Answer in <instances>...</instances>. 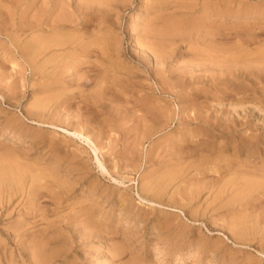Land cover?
Here are the masks:
<instances>
[{"label":"rangeland","instance_id":"obj_1","mask_svg":"<svg viewBox=\"0 0 264 264\" xmlns=\"http://www.w3.org/2000/svg\"><path fill=\"white\" fill-rule=\"evenodd\" d=\"M170 1L0 0V264H264V0ZM37 24L82 37L40 54Z\"/></svg>","mask_w":264,"mask_h":264},{"label":"bare ground","instance_id":"obj_2","mask_svg":"<svg viewBox=\"0 0 264 264\" xmlns=\"http://www.w3.org/2000/svg\"><path fill=\"white\" fill-rule=\"evenodd\" d=\"M3 1H4V0H3ZM17 1H18V0H17ZM45 1H46V0H44V2H43L44 4H45ZM79 1H80V0H79ZM81 1H82V0H81ZM158 1H160V0H158ZM161 1H162V0H161ZM167 1H168V0H165L166 3H167ZM169 1H170V0H169ZM171 1H172V0H171ZM171 1H170V2H171ZM175 1H177V0H175ZM182 1L186 2L187 0H186V1H185V0H182ZM182 1H181V2H182ZM198 1H199V0H198ZM207 1H208V0H207ZM9 2H10V1H9ZM11 2H12V1H11ZM58 2H59V1H58ZM61 2H62V1H61ZM61 2H60V4H61ZM84 2H85V1H84ZM172 2H173V1H172ZM178 2H179V1H178ZM194 2H197V0H194ZM200 2H201V1H200ZM6 3H8V2H6ZM14 3H16V1H15ZM17 3L19 4V3H21V1H20V2H17ZM22 3H23V2H22ZM47 3H48V2H47ZM47 3H46V6H48ZM49 3H50V1H49ZM63 3H64V2H63ZM161 3H162V2H161ZM166 3H165V4H166ZM168 3H169V2H168ZM187 3H188V2H187ZM211 3H212V2H211ZM211 3H210V4H211ZM216 3H217V2H216ZM11 4H12V3H11ZM44 4H43L42 6H44ZM54 4H55V2H54ZM182 4H183V2H182ZM182 4H181V5H182ZM189 4H191V3H189ZM201 4H202L201 7H202L203 9H205V15H204V16H205V20H206V22H208V21H210V20H214V18H218L217 20H219L220 22L224 20V24H227V21L229 20L228 17H229V14H231V11L228 10V7L225 5V3H223V4H219L218 6L211 7V8H207V7H205V6L208 5L205 1L202 2ZM20 5H21V4H20ZM20 5H18L17 7H19ZM55 5H56V6H53V9H55L54 7H57V6L59 7V5H57V4H55ZM158 5H159V4H158ZM169 5H170V4H169ZM196 5H198V4H196ZM199 5H200V4H199ZM9 6H10V5H9ZM64 6H65V5H64ZM209 6H210V5H209ZM7 7H8V6H7ZM17 7H16V9H17ZM29 7H30V5L28 6V8H29ZM39 7H40V6H39ZM44 7H45V6H44ZM51 7H52V6H51ZM51 7H50V8H51ZM165 7H166V6H165ZM191 7L194 8L195 6H191ZM198 7H199V6H198ZM9 8H10V7H9ZM19 8H20V7H19ZM30 8H31V7H30ZM45 8H46V7H45ZM177 8H178V7H177ZM180 8H181V7H180ZM189 8H190V7H189ZM3 9H4V8H3ZM34 9H35V8H34ZM51 9H52V8H51ZM175 9H176V8H175ZM203 9H201V10H203ZM1 10H2V8H1ZM7 10L9 11V9H7ZM19 10H20V9H19ZM19 10H18V11H19ZM25 10H27V8H25ZM48 10H49V6H48ZM59 10H60V8H59ZM177 10H178V9H177ZM191 10H192V9H191ZM2 11H3V10H2ZM18 11H17V12H18ZM21 11H22V13H23L24 10H21ZM34 11H35V10H34ZM50 11H51V10H50ZM50 11H49V12H50ZM52 11H53V10H52ZM52 11H51V12H52ZM60 11H61V10H60ZM179 11H180V10H179ZM181 11H182V10H181ZM185 11H186V10H184V12H185ZM0 12H1V11H0ZM13 12H14V13H13ZM19 12H20V11H19ZM32 12H33V11H32ZM43 12H45V11H43ZM51 12H50V13H51ZM61 12H63V11H61ZM68 12H69V11H68ZM2 13H3V12H2ZM2 13H0V16H1ZM7 13H10V12H7ZM12 13H13V15H15V11H12ZM12 13H11V14H12ZM27 13H28V11H27ZM27 13H26V14H27ZM36 13H37V9H36ZM36 13H35V14H36ZM45 13H46V12H45ZM45 13H44V16H46ZM52 13H53V12H52ZM52 13H51V14H52ZM55 13H56V12H55ZM58 13H59V12H58ZM24 14H25V13H23V15H24ZM39 14H40V13H39ZM47 14H48V12H47ZM51 14H50V16H51ZM199 14H200V12H199ZM203 14H204V13H203ZM42 15H43V14H42ZM30 16H32V15H30ZM33 16H34V15H33ZM35 16H36V15H35ZM38 16H39V15H38ZM50 16H49V17H50ZM56 16H57V15H56ZM188 16H189V15H188ZM192 16H193V15H191V17H192ZM254 16H255V15H254ZM8 17H9V16H8ZM10 17H11V16H10ZM15 17H16V16H15ZM15 17H13V18H15ZM20 17H21V15H20ZM52 17H53V16H52ZM170 17H171V16H170ZM202 17H203V16H202ZM3 18H5V17H3ZM23 18H24V17H23ZM38 18H39V17H38ZM42 18H43V17H42ZM20 19H21V18H20ZM34 19H36V17H35ZM40 19H41V18H40ZM46 19H47V16H46ZM49 19H50V18H49ZM51 19H52V18H51ZM58 19L60 20V18H58ZM67 19H68V18H67ZM72 19H73V18H72ZM176 19H177V18H176ZM199 19H200V18H199ZM203 19H204V18H203ZM2 20H3V19H2ZM10 20H12V19H10ZM15 20H16V19H15ZM24 20H25V18H24ZM36 20H37V19H36ZM74 20H75V19H74ZM173 20H174V19H173ZM207 20H208V21H207ZM19 21H20V20H19ZM25 21H26V20H25ZM46 21H47V20H46ZM71 21H72V20H71ZM76 21H77V20H76ZM78 21H80V20H78ZM78 21H77V22H78ZM83 21H84V20H83ZM175 21H177V20H175ZM175 21H174V23H170V25L168 24V26H167V25H166V26H162V27H164V28L155 31V33H156V34H167V33H170V32L178 31L179 29L177 30V25H176ZM246 21H247V20H246ZM0 22H1V20H0ZM9 22H10V21H9ZM13 22H14V21H13ZM47 22H48V21H47ZM61 22H63V21H61ZM61 22H60V23H61ZM81 22H82V21H81ZM167 22H168V21H167ZM204 22H205V21H204ZM249 22H250V21H249ZM18 23H19V22H18ZM21 23L24 24L23 22H21ZM39 23H40V22H39ZM45 23H46V22H45ZM45 23H44V24H45ZM49 23H50V22H49ZM64 23H65V19H64ZM82 23H83V22H82ZM82 23H81V24H82ZM153 23H154V22H153ZM200 23H201V22H200ZM202 23H203V21H202ZM258 23H260V22H258ZM0 24H1V23H0ZM12 24H13V23H12ZM12 24H11V25H12ZM15 24H16V23H15ZM22 24H21V25H22ZM50 24H53V23H50ZM55 24H57V21H55ZM62 24H63V23H62ZM70 24H73V23L71 22ZM78 24H79V23H78ZM84 24H85V22H84ZM179 24H180V23H179ZM179 24H178V25H179ZM9 25H10V24H9ZM13 25H14V24H13ZM16 25H17V24H16ZM33 25H34V24H33ZM37 25H39V26H38V28L35 27V28H37L36 30H38V31H36V32H37V35H36V41H35V42L33 41V42H34L35 45H36V46H34V47L36 48L35 50L38 51V52H40V54L43 53V52H45L46 50L48 51V49H50V48L55 49V47H56V49H58V48L61 49L62 46H65V48H66V45L69 44V41H71V40L73 41L74 38H77V39H78V37H79V36L77 35L78 37L75 36L73 39H71L70 37H71L72 35L69 37V34H70L69 32H68L69 34L66 33V32H64V33L60 32L61 28L64 27V26L62 27V25L60 26L61 28H60V27H57V30H58V31H55V30H56V29H55V26L53 27V26L47 25L46 27H47V28H50V29L48 30V29L40 28V24H37ZM74 25H75V23H74ZM149 25H150V24H149ZM153 25H154V24H153ZM184 25H185V23H184ZM190 25H191V24H190ZM195 25H196V24H195ZM205 25H206V24H205ZM1 26H2V25H1ZM35 26H36V25H35ZM41 26H42V25H41ZM86 26H87V25H86ZM181 26H182V25H181ZM197 26H198V25H197ZM199 26H200V25H199ZM259 26H260V25H259ZM261 26H262V25H261ZM3 27H4V26H3ZM15 27H16V26H15ZM21 27H22V26H21ZM44 27H45V26H44ZM184 27H185V26H184ZM192 27H193V26H192ZM192 27H191V28H192ZM209 27H210V26H209ZM263 27H264V26H263ZM9 28L11 29V27H8V29H9ZM12 28H13V26H12ZM19 28H20V27H19ZM19 28H18V29H19ZM22 28H24V27H22ZM32 28H33V27H32ZM58 28H60V29H58ZM67 28H68V27H67ZM78 28H80V27L78 26ZM83 28H84V27H83ZM88 28H89V27H88ZM186 28H187V27H186ZM186 28H185V29H186ZM189 28H190V27L188 26V29H189ZM198 28H200V27H198ZM205 28H206V27H205ZM213 28H214V27H213ZM0 29H1V27H0ZM8 29H7V30H8ZM18 29H17V30H18ZM90 29H91V28H90ZM182 29H183V28H182ZM185 29H183V30H185ZM196 29H197V27H196ZM202 29H203V28H202ZM231 29H232V28H231ZM236 29H237V28H236ZM255 29H256V28H255ZM3 30H4V31H3ZM5 30H6V29H3V28H2V30H1L0 32H2V31H3V32H7V31H5ZM15 30H16V29H15ZM34 30H35V29H34ZM78 30H79V29H78ZM107 30H108V29H107ZM193 30H194V28H193ZM199 30H201V29H199ZM199 30H198V31H199ZM226 30H227V29H226ZM237 30H238V29H237ZM8 31H9V30H8ZM32 31H33V29H32ZM65 31H66V28H65ZM90 31H91V30H90ZM186 31H187V30H186ZM189 31H190V30H189ZM194 31H195V30H194ZM206 31H207V30H206ZM213 31H214V30H213ZM234 31H235V30H234ZM243 31H245V30H243ZM20 32H21V31H20ZM28 32H29V31H28ZM38 32H39V33H38ZM195 32H196V31H195ZM203 32H204V29H203ZM12 33H13V32H12ZM33 33H35V32H33ZM199 33H200V32H199ZM206 33H207V32H206ZM245 33H247V32H245ZM249 33H251V32H249ZM249 33H248V35H249ZM17 34H19V33H17ZM17 34H16V35H17ZM24 34H25V33H24ZM22 35H23V34H22ZM33 35H34V34H33ZM79 35H80V34H79ZM96 35H97V34H96ZM109 35H110V34H109ZM151 35H152V34H151ZM207 35H208V33H207ZM209 35H210V34H209ZM240 35H241V34H240ZM252 35H253V34H252ZM80 36L82 37V35H80ZM88 36H89V35H88ZM98 36H99V34H98ZM100 36H101V35H100ZM102 36H103V35H102ZM199 36H200V35H199ZM199 36H198V37H199ZM204 36H205V34H204ZM241 36H242V35H241ZM244 36H245V35H244ZM254 36H256V35H254ZM254 36L251 37V36L249 35L250 38H248V36H247V37L245 36L246 38H244V39L242 38V40H243L245 43H247V42H251V41H252V43H253V42H256ZM81 37L78 39L79 42H80ZM84 37H85V36H84ZM84 37H83V38H84ZM92 37H94V36H92ZM110 37H111V36H110ZM150 37H151V36H150ZM158 37H159V35H158ZM168 37H170V36H168ZM207 37H208V36H207ZM256 37H257V36H256ZM14 38H15V37H14ZM83 38H82V39H83ZM105 38H107V37H105ZM105 38L103 37V39H105ZM108 38H109V37H108ZM108 38H107V39H108ZM112 38H113V36H112ZM153 38H154V36H153ZM165 38H166V37L164 36V39H165ZM194 38H195V37H194ZM194 38H193V39H194ZM205 38H206V36H205ZM69 39H70V40H69ZM98 39H100V38H98ZM110 39H111V38H110ZM110 39H109V41H110ZM158 39H159V38H158ZM196 39H197V37H196ZM218 39H220V38H218ZM238 39H240V38H238ZM30 40H31V39H30ZM114 40H115V38H114ZM171 40H172V39H171ZM200 40H201V39H200ZM242 40H241V41H242ZM16 41H17V40H16ZM102 41H103V40H102ZM105 41H106V40H105ZM112 41H113V40H112ZM223 41H224V39H223ZM262 41H264V40H262ZM262 41H261V42H262ZM14 42H15V41H14ZM95 42H96V41H95ZM99 42H100V41H99ZM106 42H107V41H106ZM110 42H111V41H110ZM171 42H172V41H171ZM190 42H192V41L190 40ZM12 43H13V42H12ZM19 43H20V42H19ZM70 43H72V42H70ZM75 43H78V42L76 41ZM162 43H164V42H162ZM162 43H161V44H162ZM221 43H222V42H221ZM224 43H225V42H224ZM229 43H230V42H229ZM242 43H243V42H242ZM245 43H244V45H245ZM258 43H259V42H258ZM15 44H17V43H15ZM25 44H26V43H25ZM91 44H92V43H91ZM150 44L152 45L153 43H149V45H150ZM247 44H248V43H247ZM247 44H246V45H247ZM17 45H18V44H17ZM26 45H27V44H26ZM72 45L75 46L76 44H72ZM82 45H83V43H82ZM82 45L80 46V50L78 51V52H79V55H82V54L85 52V50H86L85 48H87V47H84V45H83V46H82ZM109 45H110V44H109ZM157 45H158V43H157ZM157 45L155 46V49H156ZM260 45H262V44H260ZM21 46H22V45H21ZM27 46H28V45H27ZM69 46H70V45H69ZM97 46H98V45H97ZM104 46H106V45H104ZM153 46H154V44H153ZM166 46H168V45H166ZM19 47H20V46H19ZM90 47H91V45H90L88 48H90ZM98 47H99V46H98ZM161 47H162V46H161ZM163 47H164V45H163ZM246 47H247V46H246ZM263 47H264V46H263ZM21 48H22V47H21ZM63 48H64V47H63ZM63 48H62V49H63ZM70 48H72V47H70ZM100 48H102V47H100ZM110 48H112V47H110ZM157 48H158V47H157ZM169 48H170V46H169ZM241 48H242V47H241ZM244 48H245V47H244ZM247 48H248V47H247ZM78 49H79V48H78ZM90 49H91V48H90ZM96 49H97V48H96ZM102 49H103V48H102ZM161 49H162V48H161ZM163 49H164V48H163ZM27 50H28V49H27ZM35 50H34V51H35ZM50 50H51V49H50ZM58 50H59V49H58ZM65 50H66V49H65ZM72 50H74V49H72ZM88 50H89V49H88ZM98 50H99V49H98ZM146 50H147V49H146ZM156 50H157V49H156ZM156 50H155V51H156ZM158 50H159V48H158ZM242 50H243V48H242ZM246 50H247V49H246ZM259 50H260V49H259ZM24 51H25V50H24ZM53 51H54V50H53ZM63 51H64V50H63ZM70 51H71V50H69V53H70ZM101 51H103V50H101ZM150 51H151V50H150ZM153 51H154V47H153ZM163 51H164V50H163ZM168 51H169V49H168ZM237 51L239 52V50H237ZM254 51H255V50H254ZM257 51H258V48H257ZM260 51H261V50H260ZM262 51H263V49H262ZM20 52H21V51H20ZM58 52H59V51H58ZM64 52H66V51H64ZM64 52H63V53H64ZM75 52H77V50H76ZM87 52H88V51H86V53H87ZM93 52H94V51H93ZM114 52H115V50H114ZM144 52H145V51H144ZM151 52H152V51H151ZM249 52H250V51H249ZM33 53H34V52H33ZM86 53L84 54L85 56H86ZM88 53H89V52H88ZM103 53H104V52H103ZM160 53H161V52H160ZM160 53H159V54H160ZM164 53H165V52H164ZM190 53H193V52H190ZM241 53H242V52H241ZM245 53H246V51H245ZM257 53H259V52H257ZM47 54H48V53H47ZM49 54H52V53H49ZM54 54H56V53H54ZM54 54H53V55H54ZM92 54H93V53H92ZM96 54H97V53H96ZM98 54H99V52H98ZM98 54H97V55H98ZM108 54H109V53H108ZM155 54H156V53H155ZM194 54H196V52H195ZM207 54H208V53H207ZM212 54H213V53H212ZM216 54H217V53H216ZM254 54H255V53H254ZM259 54H260V53H259ZM261 54H264V53L261 52ZM38 55H39V53H38ZM64 55H65V54H64ZM72 55H74V54L72 53ZM87 55H88V54H87ZM89 55H91V54H89ZM99 55H100V54H99ZM110 55H111V54H110ZM113 55H114V54L112 53V56H113ZM221 55H223V54H221ZM22 56H23V55H22ZM32 56H34V55H32ZM32 56H31V57H32ZM45 56H46V55H45ZM74 56H75V55H74ZM103 56H104V55H103ZM103 56H102V57H103ZM156 56L159 57L158 54H157ZM156 56L154 55V57H156ZM162 56H163V54H162ZM191 56H192V55H191ZM198 56H199V54H198ZM201 56H202V55H201ZM205 56H206V55H205ZM217 56H218V54H217ZM219 56H220V55H219ZM219 56H218V57H219ZM233 56H234V55H233ZM256 56H257V54H256ZM256 56H255V57H256ZM263 56H264V55H263ZM40 57H41V55H40ZM43 57H44V55H43ZM47 57H49V55H48ZM58 57H59V56H58ZM66 57H67V56H66ZM69 57H70V56H69ZM98 57L100 58V56H98ZM102 57H101V58H102ZM157 57H156V58H157ZM211 57H212V56H211ZM234 57H236V56H234ZM242 57H243V56H242ZM245 57H246V56H245ZM247 57H248V56H247ZM36 58H37V57H36ZM51 58H52V57H51ZM51 58H50V57H49V58H46V61L49 62V61L51 60ZM90 58H91V57H90ZM196 58H197V57H196ZM207 58H208V56H207ZM238 58H239V57H238ZM259 58H260V57H259ZM262 58H263V57H262ZM37 59H38V58H37ZM41 59H42V58H41ZM54 59H55V58H54ZM57 59H58V58H57ZM157 59H158V58H157ZM160 59H161V58H160ZM192 59H193V58H192ZM231 59L233 60V58H231ZM235 59H236V58H235ZM244 59H245V58H244ZM246 59H247V58H246ZM29 60H30V59H29ZM34 60L36 61V59H34ZM34 60H33V61H34ZM55 60H56V59H55ZM55 60H54V61H55ZM64 60H65V59H64ZM79 60H80V59H79ZM92 60H93V59H92ZM200 60H201V59H200ZM204 60H205V59H204ZM240 60H241V59H240ZM240 60H239V61H240ZM242 60H243V59H242ZM253 60H255V59H253ZM33 61H32V63H33ZM51 61H52V60H51ZM51 61H50V62H51ZM155 61H157V60H155ZM189 61L191 62V60H189ZM193 61H194V60H193ZM197 61H198V60H197ZM244 61H245V60H244ZM246 61H247V60H246ZM255 61H256V60H255ZM83 62H84V61H83ZM158 62H159V61H158ZM235 62H236V61H235ZM256 62H257L256 64H259V63H262V62H264V61L261 62V60H260V62H259V61H256ZM258 62H259V63H258ZM12 63H13V62H12ZM38 63H39V60H38ZM38 63H37V64H38ZM46 63H47V62H46ZM111 63H112V62H111ZM114 63H115V62H114ZM188 63H189V62H188ZM252 63H253V61H252ZM35 64H36V63H35ZM49 64H50V63H49ZM59 64H61V63H59ZM59 64H58V65H59ZM72 64H74V63H72ZM96 64H97V63H96ZM116 64H117V63H116ZM183 64H184V63H183ZM262 64H263V63H262ZM15 65H16V64H14V63L12 64V69H15V67H16ZM40 65H42V64L40 63ZM44 65H45V64H44ZM44 65H43V66H44ZM100 65H102V64H100ZM111 65H112V64H111ZM259 65H260V64H259ZM65 66H66V64H65ZM67 66H68V65H67ZM73 66H75V65H73ZM92 66H93V65H92ZM102 66H103V65H102ZM197 66H198V65H197ZM255 66H256V65H255ZM46 67H47V66H46ZM46 67H45V68H46ZM58 67H59V66H58ZM61 67H62V66H61ZM84 67H85V66H84ZM112 67H113V66H112ZM195 67H196V66H195ZM247 67H248V66H247ZM247 67H246V69H247ZM253 67H254V66H253ZM37 68H38V67H37ZM43 68H44V67H43ZM43 68H42V69H43ZM64 68H65V67H64ZM64 68H63V69H64ZM67 68H69V67H67ZM71 68H72V66H71ZM71 68H70V69H71ZM90 68H91V67H90ZM257 68H259V67L257 66ZM70 69H69V71H70ZM77 69H78V68H77ZM91 69H93V68H91ZM111 69H112V68H111ZM244 69H245V67H244ZM31 70H32V69H31ZM35 70H36V69H35ZM50 70L53 71L52 69H50ZM50 70H49V71H50ZM54 70H55V69H54ZM65 70H66V69H65ZM74 70H75V69H74ZM74 70H73V71H74ZM97 70H98V69H97ZM97 70H96V71H97ZM121 70H122V69H121ZM127 70H128V69H127ZM240 70H241V69H240ZM41 71L43 72V70H41ZM59 71H60V70H59ZM67 71H68V70H67ZM69 71H68V72H69ZM89 71H90V70H89ZM128 71H129V70H128ZM241 71H242V70H241ZM245 71H246V70H245ZM247 71H248V70H247ZM37 72L40 73L39 70H38ZM37 72H36V73H37ZM47 72H48V71H47ZM71 72H72V71H71ZM97 72H98V71H97ZM51 73H52V72H51ZM72 73H73V72H72ZM75 73H76V72H75ZM77 73H78V72H77ZM79 74H81V73H79ZM111 74H112V73H111ZM243 74H244V73H242V75H243ZM248 74H249V73H248ZM253 74H256V72H253ZM46 75H47V74H46ZM86 75H87V74H86ZM178 75H179V74H178ZM245 75H246V73H245ZM249 75H250V74H249ZM47 76H48V75H47ZM76 76H77V75H76ZM82 76H83V75H82ZM110 76H111V75H110ZM115 76H116V75H115ZM246 76H247V75H246ZM252 76H253V75H252ZM255 76H256V75H255ZM95 77H96V76H95ZM97 77H98V76H97ZM181 78H182V77H181ZM228 78H229V77H228ZM81 79H82V78H81ZM81 79H80V80H81ZM94 79H95V78H94ZM96 79H97V78H96ZM112 79H113V78H112ZM207 79H208V78H207ZM75 80H76V79H75ZM163 80H164V79H163ZM186 80H187V79H186ZM97 81H98V80H97ZM99 81H100V80H99ZM99 81H98V82H99ZM226 81H227V80H226ZM79 82H80V81H78V83H79ZM86 82H87V81H86ZM104 82H105V81H104ZM104 82H103V84H104ZM126 82H127V81H126ZM158 82H160V81H158ZM249 82H250V81H249ZM74 83H75V81H74ZM78 83H77V84H78ZM96 83H97V82H96ZM145 83H146V82H145ZM85 84H87V83H85ZM97 84H99V83H97ZM161 84H162V83H161ZM83 85H84V84H83ZM126 85H127V84H126ZM159 85H160V84H159ZM164 85H165V84H164ZM77 86H78V85H77ZM105 86H106V85H105ZM121 86H122V85H121ZM175 86H176V85H175ZM80 87H81V86H80ZM256 88H257V87H256ZM92 89H93V88H92ZM110 89H111V88H110ZM226 89H227V87H226ZM106 90H107V89H106ZM165 90H166V89H165ZM160 91H161V90H160ZM176 91H177V90H176ZM76 92H78V91H76ZM107 92H108V91H107ZM126 92H127V91H126ZM129 92H130V91H129ZM169 92H170V91H169ZM47 93H48V92H47ZM54 93H56V92H54ZM68 93H69V92H68ZM71 93H72V92H71ZM146 93H147V92H146ZM105 94H106V93H105ZM111 94H112V93H111ZM80 95H81V94H80ZM198 95H199V94H198ZM228 95H229V94H228ZM46 96H47V95H46ZM74 96H75V95H74ZM263 96H264V95H263ZM47 97H48V96H47ZM244 97H245V96H244ZM129 98H130V97H129ZM129 98H128V99H129ZM247 98H248V97H247ZM81 99H82V98H81ZM83 99H84V98H83ZM143 99H144V98H143ZM159 99H160V98H159ZM185 100H186V99H185ZM96 101H97V100H96ZM104 101H105V100H104ZM117 101H118V100H117ZM127 101H128V100H127ZM192 101H193V100H192ZM80 102H81V101H80ZM110 102H111V101H110ZM123 102H124V101H123ZM208 102H209V101H208ZM49 103H50V102H49ZM70 103H71V102H70ZM97 103H98V102H97ZM108 103H109V102H108ZM118 103H121V104H122V101H121V102H118ZM136 103H137V102H136ZM136 103H135V104H136ZM206 103H207V102H206ZM206 103H205V104H206ZM92 104H93V103H92ZM112 104H113V103H112ZM112 104H111V105H112ZM141 104H142V103H141ZM93 105H94V104H93ZM113 105H114V104H113ZM115 105H116V104H115ZM115 105H114V106H115ZM118 105H119V104H118ZM143 105H144V104H143ZM146 105H147V104H146ZM146 105H145V106H146ZM195 105H196V104H195ZM211 105H212V104H211ZM42 107H43V106H42ZM53 107H54V105H53ZM138 107H139V106H138ZM148 107H149V106H148ZM43 108H44V107H43ZM67 108H68V107H67ZM63 109H64V108H63ZM39 110H40V108H39ZM42 110H44V109H42ZM46 110H47V109H46ZM159 112H160V111H159ZM161 112H162V110H161ZM183 112H184V111H183ZM42 114H43V113H42ZM179 114H180V111H179ZM54 115H55V114H54ZM155 115H156V114H155ZM170 115H171V114H170ZM183 116H184V115H182V117H183ZM186 116H187V115H186ZM185 119H186V118H185ZM32 120H33V119H32ZM186 120H187V119H186ZM162 121H163V120H162ZM35 123H36V122H35ZM37 124H40V123H37ZM164 126H165V125H164ZM155 128H157V127H155ZM225 128H226V127H225ZM220 129H221V128H220ZM220 129H219V130H220ZM226 130H227V129H226ZM147 131H148V130H147ZM151 131H152V130H151ZM152 132H153V131H152ZM147 133H148V132H147ZM147 133H146V134H147ZM73 135H75V136H79V137H81V138H84V139L86 140L87 143H90V139H89V137H87V136L85 137V136H84L82 133H80V132H76V131H75V132L73 133ZM189 135H190V134H189ZM148 137H149V136H148ZM150 138H151V137H150ZM174 138H175V137H174ZM172 139H173V138H172ZM262 139H263V138H262ZM181 140H182V139H181ZM217 141H218V140H217ZM249 141H250V140H249ZM176 142H177V141H176ZM201 142H202V141H201ZM201 142H200V143H201ZM209 142H210V141H209ZM233 142H234V141H233ZM260 142H261V141H260ZM220 143H222V142H220ZM171 144H172V143H171ZM191 144H192V143H191ZM213 144H214V143H213ZM263 144H264V143H263ZM90 145H92V144H90ZM259 146H260V145H259ZM195 147H196V146H195ZM261 147H262V146H261ZM52 148H53V147H52ZM201 148H202V147H201ZM246 149H247V148H246ZM199 150H200V148H199ZM244 150H245V149H244ZM207 151H208V150H207ZM207 151H206V152H207ZM188 152H189V151H188ZM200 152H201V151H200ZM200 152H199V153H200ZM233 152H234V151H233ZM209 153H210V152H209ZM241 153H242V152H241ZM263 153H264V152H263ZM217 154H218V153H217ZM246 154H247V153H246ZM200 155H201V153H200ZM214 155H215V154H214ZM194 156H195V155H194ZM202 156H203V155H202ZM216 156H217V155H216ZM219 156H220V154H219ZM252 156H253V155H252ZM221 157H222V156H221ZM202 158H203V157H202ZM215 158H217V157H215ZM247 158H248V157H247ZM200 159H201V158H199L198 160H200ZM209 159H210V158H209ZM220 159H221V158H220ZM221 160H222V159H221ZM229 160H230V159H229ZM229 160H228V161H229ZM213 161H214V160H213ZM219 161H220V160H219ZM224 161H225V160H224ZM228 161H227V162H228ZM230 161H231V160H230ZM204 163H205V162H204ZM222 163H223V162H222ZM208 164H209V163H208ZM223 164H225V163H223ZM31 166H32V165H31ZM193 166H194V165H193ZM20 167H21V166H20ZM32 167H33V166H32ZM180 167H181V166H180ZM22 168H23V167H22ZM246 168H247V167H246ZM254 168H255V167H254ZM179 169H180V168H179ZM242 169H243V167H242ZM249 169H250V168H249ZM249 169H247L248 172H249ZM25 170H26V169H25ZM203 170H204V169H203ZM212 170H213V169H212ZM232 170H233V169H232ZM234 170H235V169H234ZM237 170H238V169H237ZM243 170H244V169H243ZM247 170H246V171H247ZM252 170H253V169H252ZM33 171H34V170H33ZM167 171H168V170H167ZM206 171H207V170H206ZM215 171H216V170H215ZM230 171H231V170H230ZM238 171H239V170H238ZM240 171H241V169H240ZM253 171H254V170H253ZM253 171H252V172H253ZM23 172H25V171H23ZM34 172H35V171H34ZM39 172H40V171H39ZM200 172H201V171H200ZM216 172H217V171H216ZM248 172H247V173H248ZM252 172H251V173H252ZM256 172H257V170H256ZM32 173H33V172H32ZM231 173H232V172H231ZM245 173H246V172H245ZM5 174H6V173H5ZM30 174H31V173H30ZM33 174H34V173H33ZM45 174H48V173L46 172ZM45 174H44V175H45ZM243 174H244V171H243ZM253 174H254V172H253ZM255 174H256V173H255ZM31 175H32V174H31ZM39 175H42V174L40 173ZM174 175H175V174H174ZM248 175H249V174H248ZM248 175H247V176H248ZM260 175H261V174H260ZM260 175H259V176H260ZM8 176H9V174L7 173L6 175H3V176L0 178V187H1V185L6 184V180H7V183L9 182L8 179H7ZM35 176H36V175H33L32 177H30V179L32 178V179L34 180V178H36ZM48 176H49V175H48ZM163 176H164V175H163ZM234 176H235V175H234ZM236 176H237V174H236ZM242 176H243V175H242ZM247 176H246V177H247ZM257 176H258V175H257ZM45 177H46V175H45ZM217 177H218V176H217ZM220 177H221V176H220ZM226 177H227V176H226ZM263 177H264V176H263ZM37 178H38V177H37ZM39 178H40V176H39ZM50 178H51V177H50ZM53 178H54V177H53ZM166 178H167V177H166ZM181 178H182V176H181ZM254 178H255V177H254ZM152 179H153V178H152ZM172 179H173V178H172ZM216 179H217V178H216ZM219 179H220V178H219ZM219 179H218V180H219ZM257 179H258V178H257ZM9 180H10V179H9ZM23 180H24V179H23ZM35 180H36V179H35ZM44 180H45V179H44ZM44 180H43V181H44ZM222 180H223V179H222ZM10 181H11V180H10ZM12 181H13V180H12ZM21 181H22V180H21ZM21 181L19 180L18 182H21ZM37 181H38V180H37ZM48 181H51V182H52V180H49V179H48ZM242 181H243V180H242ZM4 182H5V183H4ZM145 182H146V181H145ZM13 183H14V182H13ZM35 183H36V182H35ZM45 183H46V182H45ZM179 183H180V181H179ZM202 183H203V182H202ZM42 184H43V183H42ZM218 184H219V183H218ZM143 185H145V184H143ZM179 185H180V184H179ZM183 185H184V184H183ZM237 185H238V184H237ZM5 186H6V185H5ZM5 186H4V187H5ZM12 186H13V184H12ZM33 186H34V185H33ZM147 186H148V185H147ZM4 187H3V188H4ZM149 187H150V186H149ZM1 188H2V187H1ZM8 188H9V186H8ZM175 188H176V187H175ZM179 188H180V187H179ZM198 188H199V187H198ZM149 189H150V188H149ZM149 189H148V190H149ZM12 190H13V189H12ZM145 190H146V189H145ZM151 190H152V189H151ZM175 190H176V189H175ZM4 191H5V190H4ZM4 191H3V192H4ZM7 191H8V189H7ZM9 191H10V190H9ZM9 191H8V192H9ZM13 191H14V190H13ZM146 191H147V190H146ZM149 191H150V190H149ZM234 191H235V190H234ZM3 192L0 191V208H2L1 204H3V202L6 200V199L4 198V197H6V196H5V194H4ZM146 193H147V192H146ZM179 193H180V192H179ZM3 194H4V195H3ZM12 194H13V192H12ZM148 194H149V193H148ZM6 195H9V196H10L9 193L6 194ZM190 195H191V194H190ZM213 195H214V194H213ZM12 196H14V195H12ZM30 196H31V195H30ZM153 196H154V195H153ZM263 196H264V195H263ZM175 197H176V196H175ZM182 197H183V195H182ZM6 198H8L7 201L9 202V198H10V197H6ZM185 198H186V197H185ZM192 198H193V197H192ZM1 199H2V201H1ZM3 199H5V200H3ZM11 199H12V198H11ZM169 199H170V198H169ZM176 199H177V198H176ZM256 199H257V198H256ZM174 200H175V199H174ZM248 200H249V199H248ZM10 202H11V201H10ZM147 202H148V201H147ZM243 202H244V201H243ZM261 202H262V201H261ZM4 203L7 204L6 201H5ZM149 203H150V204H154V202H153V201L151 202V200L149 201ZM5 204H4V205H5ZM8 204H9V203H8ZM37 204H38V203H37ZM234 204H235V203H234ZM250 204H252V203H250ZM257 204H258V203H257ZM4 205H3V207H4ZM78 205H79V204H78ZM225 205H226V204H225ZM79 206H81V205H79ZM247 207H248V206H247ZM76 208H77V207H76ZM243 208H244V207H243ZM74 209H75V208H74ZM82 209H83V208H82ZM82 209H81V210H82ZM247 209H248V208H247ZM31 210H32V209H31ZM31 210H30V211H31ZM89 210H90V209H89ZM35 211H36V210H35ZM75 211H76V210H75ZM28 213H29V212H28ZM31 214H32V212H31ZM34 214H35V213H34ZM190 214H191V213H190ZM40 215H42V214L39 213V216H40ZM30 217H31V216H30ZM33 217H34V216H33ZM243 217H244V216H243ZM22 218H24V217H22ZM232 218H233V217H232ZM40 219H41V218H40ZM23 221H24V220H23ZM19 223H20V222H19ZM25 223H26V222H25ZM25 223H24V224H25ZM227 223H228V222H227ZM22 224H23V222H22ZM22 224H21V225H22ZM24 231H25V230H24ZM22 232H23V231H22ZM25 234H26V231H25ZM28 234H29V233L27 232V235H28ZM24 236H26V235H24ZM24 236H23V237H24ZM28 236H29V235H28ZM28 236H27V237H28ZM27 237H26V238H27ZM36 237H37V236H36ZM20 238H21V237H20ZM24 238H25V237H24ZM24 238L22 239V241L24 240ZM29 238H30V237H29ZM27 240H28V239H27ZM17 244H20V243H17ZM22 244H23V243H22ZM32 244H33L35 247H39V248H40V247H42L41 244H43V243L40 244L39 242H33V241H32V242L30 243V246H31ZM25 245H26V244H25ZM17 246H18V245H17ZM27 246H28V245H27ZM17 248H18V247H17ZM20 248H21V247H20ZM29 248H30V247H29ZM27 249H28V247H27ZM41 250H43V249H41ZM7 254H8V253H7ZM211 254H212V253H211ZM41 255H42V254H40L39 256L41 257ZM4 256H5V255H4ZM4 256H3V257H4ZM37 256H38V255H37ZM39 256H38V257H39ZM47 256L49 257L48 254H47ZM44 257H45V256H44ZM180 258H181V255H180ZM36 259H38V258H36V255L33 254V255H32V260H30L31 262H29L28 264H44V263H46V262L49 261V260H48V261H45V260H47V258H46V257H45V258L42 257V259H44V260H43L41 263H40V262L38 263ZM4 260H5V259H4ZM0 263H1V262H0Z\"/></svg>","mask_w":264,"mask_h":264}]
</instances>
